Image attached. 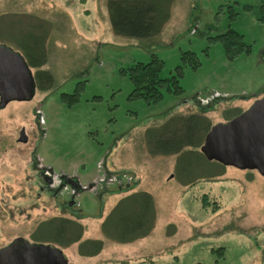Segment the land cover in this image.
Listing matches in <instances>:
<instances>
[{
  "label": "rangeland",
  "instance_id": "rangeland-1",
  "mask_svg": "<svg viewBox=\"0 0 264 264\" xmlns=\"http://www.w3.org/2000/svg\"><path fill=\"white\" fill-rule=\"evenodd\" d=\"M107 3L0 0V45L45 37L43 69L54 78L51 89L36 85L31 100L0 110V247L22 236L58 247L68 264H264V177L204 157L185 183L177 156L152 155L145 138L175 116L199 113L213 125L226 123L229 112H244L264 96V0H174L161 32L144 39L116 35ZM229 29L250 48L233 61L213 41ZM153 55L164 62L162 78L183 66V93L163 91L155 104L130 100L133 84L123 70ZM84 81L76 104L62 100ZM22 126L35 129L26 144L16 139ZM32 158L40 169L79 183L66 190L70 207H58L46 193L38 197L29 186ZM104 178L117 181L103 184ZM140 192L153 198L154 226L147 236L121 243L108 217ZM213 202L220 207L215 212ZM60 217L82 226L79 241L57 242L49 223ZM72 232L58 239L67 242Z\"/></svg>",
  "mask_w": 264,
  "mask_h": 264
},
{
  "label": "trees",
  "instance_id": "trees-1",
  "mask_svg": "<svg viewBox=\"0 0 264 264\" xmlns=\"http://www.w3.org/2000/svg\"><path fill=\"white\" fill-rule=\"evenodd\" d=\"M174 0H108L107 7L110 23L116 35L144 39L158 35L164 24L170 19V9ZM236 15L235 13H233ZM213 41L222 44L223 49L230 60H235L241 54H249L250 48L243 37L236 31L229 29L224 34L213 38ZM15 46L25 56L29 66L35 69V82L40 90H49L53 87L54 78L50 71L43 69L47 63V49L45 37L27 36L23 41L15 42ZM188 54H185L183 61ZM193 56V54H191ZM186 62V61H185ZM199 67V63H194L193 69ZM164 62L153 55L148 63H136L124 69L133 90L129 95L130 100L140 99L147 104H155L162 100L163 91L173 95H180L183 89L180 85L179 77L182 76L183 66L176 68V75L169 78H162L161 72ZM81 82L73 94H61V98L68 105L76 104L80 99L84 84ZM242 111L229 112V120L241 114ZM212 123L203 114H190L183 117H171L167 122L157 128L146 131L145 138L149 152L155 156H177V169L183 176L185 183L191 182L188 175H193L195 166H202L204 155L200 152L206 134L210 131ZM207 162V161H206ZM213 164V162H210ZM216 163V162H215ZM210 165L214 167L213 165ZM217 166L222 165L216 163ZM217 170V169H216ZM221 172H218L220 174ZM200 179V177H198ZM194 181V180H193ZM208 197L201 198L203 206H207ZM217 202L212 203L213 212L219 209ZM56 222V223H54ZM108 222L113 226V232L117 240L121 243L133 242L139 238L147 236L155 222V208L152 196L147 192H140L131 195L127 200L117 204ZM53 226L50 231L57 236V242L67 243L77 242L82 237V226L69 218H54L49 223ZM73 231V236L68 240L66 232ZM61 237L59 240L58 238ZM98 248L102 247V242L96 243ZM224 250L223 248L218 251ZM139 264H156L152 259H145Z\"/></svg>",
  "mask_w": 264,
  "mask_h": 264
},
{
  "label": "water",
  "instance_id": "water-1",
  "mask_svg": "<svg viewBox=\"0 0 264 264\" xmlns=\"http://www.w3.org/2000/svg\"><path fill=\"white\" fill-rule=\"evenodd\" d=\"M35 88L24 58L1 45L0 108L11 101L31 100ZM21 140L26 141L25 138ZM200 152L210 162L257 171L264 177V96L226 123L212 125ZM0 264H68V261L58 247L30 244L20 238L12 246L0 251Z\"/></svg>",
  "mask_w": 264,
  "mask_h": 264
},
{
  "label": "flooded vegetation",
  "instance_id": "flooded-vegetation-1",
  "mask_svg": "<svg viewBox=\"0 0 264 264\" xmlns=\"http://www.w3.org/2000/svg\"><path fill=\"white\" fill-rule=\"evenodd\" d=\"M11 49L14 50L15 52H18L24 58V60L26 61L27 65L29 67V70L31 71L32 78L35 82V78H34L35 72H33L34 69L29 66L24 54L19 49H17L16 47L11 48ZM35 84H36V82H35ZM27 101H29V100H27ZM27 101H24V102H27ZM12 102H16V101L9 102L4 108H6ZM1 109H3V108H0V110ZM34 131H35L34 128L27 129L24 126H22L18 130V135L16 138L17 142H19V143L22 142L25 144L28 143L30 138L35 137ZM21 138H25L26 141L23 142L21 140ZM32 159H33L32 160L33 161V166H32L33 175H32V179L30 180L29 186H32L33 188L37 189V196L38 197H40L46 193L48 195V197H50V199L56 203V205L58 207H60V208L70 207L73 204V202H72L71 197L67 199L66 190H68V188L71 186L76 187L79 183L76 180L68 178V177H64L63 175L54 174L50 168L40 169V167L37 164V161H35V158H32ZM77 187H79V185ZM60 218L65 219L66 217H60ZM20 238L28 241L30 244H35L32 241H29L22 236H18V237H15L9 244H6L5 246H1L0 251L12 246L13 242L17 239H20Z\"/></svg>",
  "mask_w": 264,
  "mask_h": 264
},
{
  "label": "built area",
  "instance_id": "built-area-1",
  "mask_svg": "<svg viewBox=\"0 0 264 264\" xmlns=\"http://www.w3.org/2000/svg\"><path fill=\"white\" fill-rule=\"evenodd\" d=\"M110 179H111V178H108V179H107V178H104V180H101V179H100V182L103 183V184H105V183L107 184V183H109V182H111V181L116 180V179H113V178H112L111 180H110ZM103 181H107V182H103ZM116 181H117V180H116ZM97 184H100V183H97ZM97 184H96V181H95V185H97Z\"/></svg>",
  "mask_w": 264,
  "mask_h": 264
}]
</instances>
